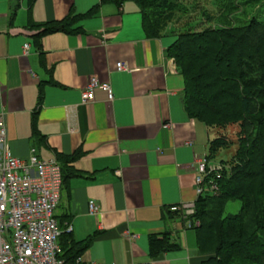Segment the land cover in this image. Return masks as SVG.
Segmentation results:
<instances>
[{"label":"crops","instance_id":"0c3cea01","mask_svg":"<svg viewBox=\"0 0 264 264\" xmlns=\"http://www.w3.org/2000/svg\"><path fill=\"white\" fill-rule=\"evenodd\" d=\"M69 19L70 33L41 34ZM175 40L149 37L132 0H0V115L8 143L18 158L35 152L63 167L58 226H72L76 242L94 236L81 264L208 258L181 215L167 214L197 200V164L215 138L186 110L184 79L167 54ZM93 78L112 85L114 101L97 91L95 102L83 104ZM165 233L181 249L153 257L150 236Z\"/></svg>","mask_w":264,"mask_h":264},{"label":"trees","instance_id":"16d2710c","mask_svg":"<svg viewBox=\"0 0 264 264\" xmlns=\"http://www.w3.org/2000/svg\"><path fill=\"white\" fill-rule=\"evenodd\" d=\"M132 1L138 4L144 30L151 38L160 37L166 19L162 14L186 11L180 0ZM220 5L221 14L214 26L181 32L167 50L184 79L187 112L215 129L210 160L218 149L233 143L219 132L240 125L239 149L229 169L222 177L209 179L219 191L207 192L196 200L192 219L199 224L193 230L199 251L208 256L202 264H264V21L254 18L240 25L237 18L228 20L232 3ZM71 23L69 19L46 26L41 34L70 33ZM62 171L64 184L63 167ZM230 200H238L241 209L225 217ZM167 214L173 218L181 213L168 210ZM61 230L60 258L75 264L94 236L76 242L71 233ZM149 240L153 257L181 249L172 242L170 233L152 235Z\"/></svg>","mask_w":264,"mask_h":264},{"label":"built area","instance_id":"2783aa9c","mask_svg":"<svg viewBox=\"0 0 264 264\" xmlns=\"http://www.w3.org/2000/svg\"><path fill=\"white\" fill-rule=\"evenodd\" d=\"M29 47V44L24 46L27 53ZM117 69L129 70L124 63H118ZM97 91L104 92L108 101L115 100L112 85L93 78L82 92L83 104L95 102ZM210 163L208 154L198 161L197 197L207 191L208 178L212 174ZM62 190L60 164L55 160H42L35 152L28 159L16 157L8 143L4 117L0 115V264H67L60 258L62 232L55 216ZM213 190H217L216 185ZM176 209L188 229L198 226L199 223L192 219L196 201ZM89 210L97 215L99 207L91 202ZM72 230V226H68L67 232ZM76 264H81L80 258Z\"/></svg>","mask_w":264,"mask_h":264},{"label":"rangeland","instance_id":"374dc122","mask_svg":"<svg viewBox=\"0 0 264 264\" xmlns=\"http://www.w3.org/2000/svg\"><path fill=\"white\" fill-rule=\"evenodd\" d=\"M224 1L227 4L232 3L231 7L227 11L229 18L228 20H233L234 22V19L237 18L235 21L238 22L239 19V22L242 23L240 25H246L254 18L264 21V0H180L181 5L185 7L186 11L175 12L174 14L168 11V13L162 14L163 18L166 17V19L164 20L160 37L163 38L168 36L172 38L174 35L177 37V35L181 32H185L192 28L202 31L205 28L214 26L216 23L215 19L219 14H221V10L219 8L221 6L220 4H222ZM231 17H233V19H231ZM239 131L240 125L236 124L229 126L226 130L219 132L218 135L226 134V137L233 141V143L218 149V151L215 153L214 158L211 159L210 169L212 174L209 176L208 180L213 175H216V178L222 177L225 171L229 169L230 162L239 149ZM207 184L206 192L219 191V188L215 182L213 183L211 180H209ZM256 184L257 182L254 184L255 189ZM212 185H216V191L213 190ZM240 209L241 203L238 200H230L225 206L224 216L226 217L230 214L238 213ZM188 231L191 233L194 230L191 229Z\"/></svg>","mask_w":264,"mask_h":264}]
</instances>
